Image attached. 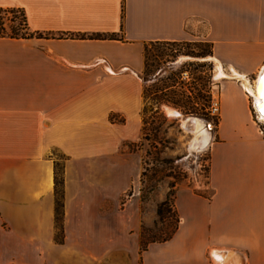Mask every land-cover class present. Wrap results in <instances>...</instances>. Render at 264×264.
<instances>
[{
	"label": "crops",
	"instance_id": "crops-1",
	"mask_svg": "<svg viewBox=\"0 0 264 264\" xmlns=\"http://www.w3.org/2000/svg\"><path fill=\"white\" fill-rule=\"evenodd\" d=\"M1 7L22 9L30 35H0V264H264V136L237 77L219 84L211 191L176 188L173 233L140 247L139 199L120 201L137 175L122 146L142 127L144 44L210 41V57L249 80L264 64V0Z\"/></svg>",
	"mask_w": 264,
	"mask_h": 264
},
{
	"label": "rangeland",
	"instance_id": "rangeland-1",
	"mask_svg": "<svg viewBox=\"0 0 264 264\" xmlns=\"http://www.w3.org/2000/svg\"><path fill=\"white\" fill-rule=\"evenodd\" d=\"M0 15L6 32L10 31L11 25L18 24L21 16L19 11H2ZM12 15L17 17L10 20ZM200 40L196 38L188 40L191 42L150 46L147 68L143 67L140 73L141 79L146 78L143 84L142 127L137 138L126 140L122 146L137 157V175L120 199L123 203L134 194L139 199L140 247H144L148 241L165 239L171 235L178 218L174 204L177 187L188 185L204 193L211 191L208 186V143L214 137L219 113L212 114L210 106L213 100L219 103L220 81L228 78L216 75L218 62L210 54H196L210 49L208 43L192 42ZM224 68L228 71L227 66ZM256 71L248 74L252 84L256 79ZM205 94L209 95L208 102ZM247 94L252 100L253 96ZM174 101L186 104V107L196 106L198 113L184 112V106L178 107L172 103ZM204 102L208 105L203 110L201 106ZM207 110L208 113L204 114ZM190 116L201 121V128H190L186 122ZM254 124L258 130L255 121ZM54 157L60 165L57 172L60 176L64 156L54 151ZM165 199L167 203L163 204L160 216L157 205ZM60 219L56 233L59 239L63 236Z\"/></svg>",
	"mask_w": 264,
	"mask_h": 264
},
{
	"label": "trees",
	"instance_id": "trees-1",
	"mask_svg": "<svg viewBox=\"0 0 264 264\" xmlns=\"http://www.w3.org/2000/svg\"><path fill=\"white\" fill-rule=\"evenodd\" d=\"M2 11H6V12H16L19 11L20 19L17 25H11L9 27V32L5 31V25L3 22H1V15H0V35L2 36H10V37H25L30 35V32L27 30V26H26V20H25V15L22 9L18 8V7H1L0 8V14ZM14 17H17V15H12L10 20H13ZM99 35V34H98ZM188 40H150L148 42H146L144 44V68H147L148 62H147V56H148V51L150 46L155 45V44H178V43H182V42H187ZM191 42V41H188ZM192 42H199V43H208L210 45V49H207L206 51H204L203 53H196V54H201L202 56H206L207 54H212V43L210 41L207 40H200V41H192ZM146 80L145 77L142 78L143 84L144 81ZM168 86V85H166ZM166 88V87H164ZM161 91V89H159ZM206 98V102L209 101V95L205 94ZM145 97V88L143 85V98ZM173 104H175L178 107L184 106L185 111L184 112H192V113H198V108H196V106H193V108H191V106H185L186 104H180L176 101L172 102ZM208 104H206L205 102L203 103V106H201V108L204 110L206 109ZM196 109V110H195ZM208 110L204 112V114H207ZM59 163L56 160L55 162V183H56V215L59 218V216L61 215V188L59 187L61 184V175L58 176L57 172L59 169ZM169 199V198H168ZM167 203V200H163L161 202L158 203L157 205V212L158 214L161 216L163 213V204ZM177 223H178V218H177ZM177 224L175 225L174 230L176 229ZM173 230V231H174ZM172 231V233H173ZM171 233V234H172Z\"/></svg>",
	"mask_w": 264,
	"mask_h": 264
},
{
	"label": "bare ground",
	"instance_id": "bare-ground-1",
	"mask_svg": "<svg viewBox=\"0 0 264 264\" xmlns=\"http://www.w3.org/2000/svg\"><path fill=\"white\" fill-rule=\"evenodd\" d=\"M216 75L220 76L222 78H232V77L234 78V77H237V78L241 79L243 88L251 96H253L252 98H254L253 104H254L256 110L258 111L259 117L262 120H264V95H262V81H264V64L258 70L257 75H256V79L254 80L253 84L248 80V78L240 75L239 73H237L233 69H232L231 73L225 72L223 67H222V65L219 64V63H218V67L216 69ZM186 120L185 121L187 123H189L191 129L201 128V121H199L196 117L190 116ZM203 134H205V133H203Z\"/></svg>",
	"mask_w": 264,
	"mask_h": 264
},
{
	"label": "built area",
	"instance_id": "built-area-1",
	"mask_svg": "<svg viewBox=\"0 0 264 264\" xmlns=\"http://www.w3.org/2000/svg\"><path fill=\"white\" fill-rule=\"evenodd\" d=\"M247 93V91H246ZM252 109H253V119L257 123L258 130L260 133L264 134V120H262L259 115L258 111L256 110L253 102H252ZM219 111V103L215 100L212 101L211 106H210V112L212 114L217 113Z\"/></svg>",
	"mask_w": 264,
	"mask_h": 264
},
{
	"label": "snow or ice",
	"instance_id": "snow-or-ice-1",
	"mask_svg": "<svg viewBox=\"0 0 264 264\" xmlns=\"http://www.w3.org/2000/svg\"><path fill=\"white\" fill-rule=\"evenodd\" d=\"M262 95H264V81H262Z\"/></svg>",
	"mask_w": 264,
	"mask_h": 264
}]
</instances>
